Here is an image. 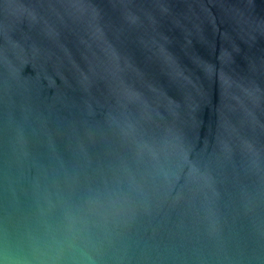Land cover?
I'll list each match as a JSON object with an SVG mask.
<instances>
[{
  "label": "water",
  "instance_id": "obj_1",
  "mask_svg": "<svg viewBox=\"0 0 264 264\" xmlns=\"http://www.w3.org/2000/svg\"><path fill=\"white\" fill-rule=\"evenodd\" d=\"M0 264H264V0H0Z\"/></svg>",
  "mask_w": 264,
  "mask_h": 264
}]
</instances>
